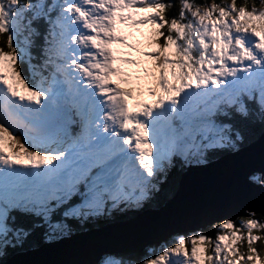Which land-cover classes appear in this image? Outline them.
<instances>
[{"label":"snow or ice","instance_id":"obj_1","mask_svg":"<svg viewBox=\"0 0 264 264\" xmlns=\"http://www.w3.org/2000/svg\"><path fill=\"white\" fill-rule=\"evenodd\" d=\"M222 156L244 186L172 214L259 207L143 252L103 245L108 225L161 227L145 214ZM70 241L47 264H264V0H0V264Z\"/></svg>","mask_w":264,"mask_h":264},{"label":"water","instance_id":"obj_2","mask_svg":"<svg viewBox=\"0 0 264 264\" xmlns=\"http://www.w3.org/2000/svg\"><path fill=\"white\" fill-rule=\"evenodd\" d=\"M261 144L258 142L250 153L258 154ZM245 175L243 170H237L235 163L228 157H220L208 167L186 173L177 190L176 200L168 201L164 206L150 209L145 216L160 221L161 227L143 235L131 236L129 229L122 224L108 225L97 235L105 247L119 251L135 246L143 251L145 245L155 244L168 238L173 232H189L198 228H206L222 217H236L243 213L246 207H259L258 199L240 197L236 199H219L205 207L202 211L175 216L172 209L177 202L188 198L194 190H205L213 186L224 188L243 187ZM74 242H67L55 248L38 247L17 257L19 261L31 264H47L49 261L68 258L74 248Z\"/></svg>","mask_w":264,"mask_h":264},{"label":"trees","instance_id":"obj_3","mask_svg":"<svg viewBox=\"0 0 264 264\" xmlns=\"http://www.w3.org/2000/svg\"><path fill=\"white\" fill-rule=\"evenodd\" d=\"M238 3H239V0H238ZM256 3H257V5L259 4V0H256ZM205 231H207V232H209V233H211L212 231H213V229L212 228H210L209 226L208 227H206V228H203ZM190 232V231H189ZM184 233H187V232H184ZM141 252H143V251H141Z\"/></svg>","mask_w":264,"mask_h":264}]
</instances>
